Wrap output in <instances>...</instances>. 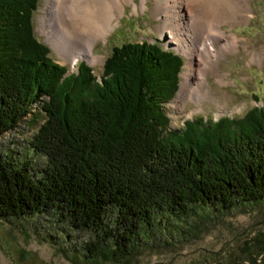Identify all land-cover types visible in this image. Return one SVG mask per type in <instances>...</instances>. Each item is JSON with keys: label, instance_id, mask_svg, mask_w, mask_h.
<instances>
[{"label": "trees", "instance_id": "obj_1", "mask_svg": "<svg viewBox=\"0 0 264 264\" xmlns=\"http://www.w3.org/2000/svg\"><path fill=\"white\" fill-rule=\"evenodd\" d=\"M36 2L0 0V136L38 102L45 117L30 145L46 164L33 176L0 157V217L52 212L92 232L85 257L112 260L130 256L160 214L264 201V105L170 129L163 103L178 88V53L126 41L99 79L84 61L67 74L33 35Z\"/></svg>", "mask_w": 264, "mask_h": 264}, {"label": "rangeland", "instance_id": "obj_2", "mask_svg": "<svg viewBox=\"0 0 264 264\" xmlns=\"http://www.w3.org/2000/svg\"><path fill=\"white\" fill-rule=\"evenodd\" d=\"M45 4L46 0L36 2L31 15L32 32L38 41L47 45L49 56L66 67L67 74L77 72V64L84 61L99 79L111 47L126 41L158 42L178 53L183 59L178 88L163 103L170 129H178L196 116L210 120L223 116L239 118L251 107L264 105V59L251 60L254 53L264 55V0L250 1L253 13L250 19L222 23V29L228 35H237L247 48L239 46L238 52L219 57L218 69L225 75L221 81L220 77L207 73L205 87L214 99L195 103L187 98L181 109L175 103L189 60L161 29L163 13H155V0H146L145 7H141L142 0L123 3V11L113 20L106 37L94 44L92 64L78 58L71 62L48 42L39 22ZM38 106L35 102L29 116L0 136V157L18 165L26 164L33 176L35 170L46 164V157L30 145L32 135L45 117ZM195 210L187 218L158 215L155 224L136 241L130 256L112 260L85 257L92 232L74 228L52 212L21 218L0 217V264H240L252 258L264 262V201L236 204L225 211L212 207Z\"/></svg>", "mask_w": 264, "mask_h": 264}, {"label": "bare ground", "instance_id": "obj_3", "mask_svg": "<svg viewBox=\"0 0 264 264\" xmlns=\"http://www.w3.org/2000/svg\"><path fill=\"white\" fill-rule=\"evenodd\" d=\"M145 1L142 0L141 7H145ZM250 1L155 0V13H163L161 29L189 60L182 75L176 108H183L187 98L195 103L214 99L210 89L205 87L207 73L220 77L221 81L225 75L218 69L219 57L227 52H238L239 46L247 48L237 35H228L221 25L250 19L253 16ZM127 2L134 0H46L39 18L40 30L65 59L71 62L76 58L87 59L92 64L95 62L92 58L94 44L106 37L113 20L123 11V3ZM220 42L223 43L218 46ZM263 59L261 53H254L251 58L256 62Z\"/></svg>", "mask_w": 264, "mask_h": 264}]
</instances>
